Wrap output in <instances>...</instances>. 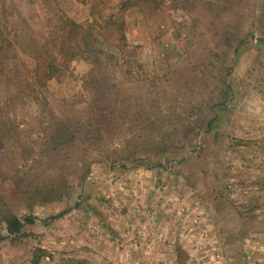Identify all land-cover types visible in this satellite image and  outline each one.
<instances>
[{"label": "rangeland", "instance_id": "rangeland-1", "mask_svg": "<svg viewBox=\"0 0 264 264\" xmlns=\"http://www.w3.org/2000/svg\"><path fill=\"white\" fill-rule=\"evenodd\" d=\"M38 247L264 264V0H0V264Z\"/></svg>", "mask_w": 264, "mask_h": 264}, {"label": "trees", "instance_id": "trees-1", "mask_svg": "<svg viewBox=\"0 0 264 264\" xmlns=\"http://www.w3.org/2000/svg\"><path fill=\"white\" fill-rule=\"evenodd\" d=\"M6 227L10 233H17L22 225L21 221L15 216H6L4 219ZM30 221V219H29ZM45 250L42 248H36L33 252V263L38 264L40 257L44 256Z\"/></svg>", "mask_w": 264, "mask_h": 264}]
</instances>
